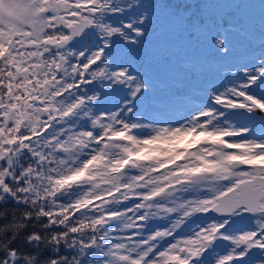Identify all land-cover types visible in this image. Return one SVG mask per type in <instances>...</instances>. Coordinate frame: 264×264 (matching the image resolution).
I'll return each instance as SVG.
<instances>
[{
    "label": "snow or ice",
    "instance_id": "obj_1",
    "mask_svg": "<svg viewBox=\"0 0 264 264\" xmlns=\"http://www.w3.org/2000/svg\"><path fill=\"white\" fill-rule=\"evenodd\" d=\"M253 8L0 0V264H264V130L231 122L264 129V0L258 59L179 126L139 133L152 78L122 55L155 22L164 68L195 74L189 49L227 57Z\"/></svg>",
    "mask_w": 264,
    "mask_h": 264
},
{
    "label": "trees",
    "instance_id": "obj_2",
    "mask_svg": "<svg viewBox=\"0 0 264 264\" xmlns=\"http://www.w3.org/2000/svg\"><path fill=\"white\" fill-rule=\"evenodd\" d=\"M147 2L155 4H195L201 3L203 2V0H147ZM227 2H236V0H227ZM242 2L255 5V8L250 10L251 23L248 28L247 34L242 35L239 32L229 33L228 38L232 44V52L228 55L227 58L215 57L212 53H209L208 50H212V48L208 45H195L190 48L188 51V58L191 61H194L198 65H200V70L195 74H201L203 80L197 81V83L194 78L181 80V83H179L176 88H182V90L178 91L180 95L177 98V101L172 104L173 106L175 104H178L185 105V108H192L195 106L199 107V105H206L207 102L206 99H204L205 95L200 96V87L204 88L202 93H206V91L211 87L208 81H210L215 76H219V79H223L225 76H233L235 79H238L239 76L236 73V68L231 67L229 63L232 62L231 65L233 63H236L237 65L243 66L244 64L250 65L254 62V59H258L259 52L261 50V28L259 15V4L261 3V0H242ZM228 22L229 18L227 16L224 17L222 23L224 25H227ZM156 31L157 25L154 22L152 25L151 34L145 39L144 43L138 48L125 49L122 55L124 56V58L129 59L131 61L132 58L136 56V58L134 57V61L137 64L135 63L134 65V63L132 62L133 66L140 69L142 72H145L147 75L151 76L153 84L151 90L158 91L160 94L165 95V80L170 79L171 81L172 77L176 75L173 74L172 76L171 74L172 77H167V70L164 68V62L159 60L155 55L154 50L158 43ZM205 48H207L208 50H205ZM155 64H158L159 67H156ZM242 73L243 72L240 71V75ZM156 76H158V78H156ZM161 82L163 83V86H158L161 85ZM159 87L164 90L159 91ZM173 87L174 85H172V88ZM143 101L146 102L145 100ZM199 101H201L200 104H198ZM106 107L111 106L106 105ZM169 111L175 114V116L177 115L175 113V108H172V110L170 108ZM140 134L142 135L143 132H140ZM96 203H99V201H97ZM3 207L11 208L12 206L5 205ZM77 215H79V213H77ZM0 223H2V221H0ZM39 230L40 229L38 227H31V222H29V228L20 235L18 240L13 244V247H17L24 252L36 251V249L32 248L26 243L25 236L29 232ZM41 248H43V246H41Z\"/></svg>",
    "mask_w": 264,
    "mask_h": 264
},
{
    "label": "rangeland",
    "instance_id": "obj_3",
    "mask_svg": "<svg viewBox=\"0 0 264 264\" xmlns=\"http://www.w3.org/2000/svg\"><path fill=\"white\" fill-rule=\"evenodd\" d=\"M205 50H208V49L205 48ZM208 52L212 53L215 57H222V58L228 57V56L225 57L222 54H218L214 49L208 50ZM134 57L136 58V56H134ZM134 57L132 58V62L135 65L136 62L134 61ZM231 63H229V65L233 68H236V66H242V65H237L236 63H233L231 65ZM146 64H148V63H146ZM158 64H159V62H158ZM158 64H155V66L159 67ZM240 71L243 72L242 67H241ZM171 74H172V76H173V74H175L176 76L172 77ZM170 76L172 77L171 81H170V79H166L164 82L166 94H167L169 88H171L173 91H176V92L181 90L182 88H176V86L179 83H181V80L192 79V78H194L195 81L196 80H200V81L203 80L201 74L196 76L195 74H192V73H185L183 71V69H181L178 65L173 66L170 69H167V77H170ZM156 78H158V76H156ZM176 78H178V79H176ZM234 79L235 78H233V76H231V79H228L227 77H224L223 79H219V76L213 77L209 81V85L211 86L209 88L210 89L209 94L211 93L212 89H218L220 92H223L226 86H231L230 81H232ZM239 82H240V79L238 78L235 81V83H239ZM172 85H174L173 88H172ZM158 86H163V83L161 82V85H158ZM160 90H164V89L159 87V91ZM156 92L150 90L148 93H146L140 99V101H139V103H137V105H141L143 107L141 112L134 111V113L128 114V115H130V118L133 121H139L145 125L143 128H141L139 130V133L143 132L142 136H144V137L151 134L152 127H168V126L175 127V126H179L180 123L184 122V118L186 116H188L189 114L195 115L196 111L202 107V106H199V107L197 106V107L192 108V109L191 108H186V109L178 108V109H182L183 114H179V116H175V114L170 112L169 109L171 108V110H172V108H176V107H174L173 105L168 106V107H164L163 105H161L158 102L160 99H162L161 97L165 96L166 94L162 95L158 91H156ZM153 94H155V97ZM158 95H159V97H158ZM200 96H201V94H200ZM143 100H145L146 103H143ZM206 102L208 103V97L206 98ZM199 103H201V101H199ZM137 105H136V107H137ZM109 106H111V105L109 104ZM135 110H137V108ZM225 111L227 112L229 110H225ZM260 119L261 118L259 116H257L256 119L254 120V121H257V124L255 123L252 125L257 129L256 132H258V134L260 133V131L264 130V129L260 128ZM231 122L233 124H245V125H247L246 123H250L252 121H248L245 117L241 116V117H237L235 119H232ZM247 126H249V125H247ZM226 139L238 140L239 138L234 137V138H226ZM188 198H192V197L189 196ZM193 219L195 220L196 217H193ZM155 226L156 225H153V227H155Z\"/></svg>",
    "mask_w": 264,
    "mask_h": 264
}]
</instances>
